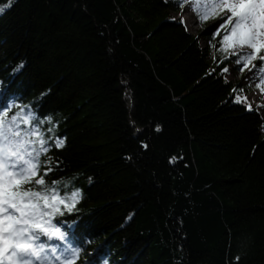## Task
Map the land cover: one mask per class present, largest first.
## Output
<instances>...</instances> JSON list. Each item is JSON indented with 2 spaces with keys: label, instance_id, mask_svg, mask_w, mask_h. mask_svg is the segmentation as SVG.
<instances>
[{
  "label": "trees",
  "instance_id": "16d2710c",
  "mask_svg": "<svg viewBox=\"0 0 264 264\" xmlns=\"http://www.w3.org/2000/svg\"><path fill=\"white\" fill-rule=\"evenodd\" d=\"M177 6L0 0V116L39 153L25 187L64 201L47 262L264 264V122L223 77V31L200 48Z\"/></svg>",
  "mask_w": 264,
  "mask_h": 264
},
{
  "label": "snow or ice",
  "instance_id": "6c2138e0",
  "mask_svg": "<svg viewBox=\"0 0 264 264\" xmlns=\"http://www.w3.org/2000/svg\"><path fill=\"white\" fill-rule=\"evenodd\" d=\"M211 7L214 10L227 9L231 13L215 33L217 36L221 35V31L224 33L221 51L226 53L230 48L247 46L252 50L250 53H234L238 56L237 63L247 67L254 59L264 61V55H260L264 53V0H221ZM215 14L214 11L205 13L201 20ZM16 119L13 117L8 121L6 114L0 116V264H34V260L43 264L46 258L42 254L46 248L39 243L41 234L49 239H63L61 230L51 224V216L60 214L56 205L64 201L55 194L49 198L25 187L29 184L43 185L44 180L36 178L39 153L34 156L35 149L29 150V142L20 137L15 126ZM8 124L12 127L5 126ZM39 143L43 149L45 141L39 139ZM62 143L57 140L55 146L61 147ZM78 195L74 193L72 198ZM41 200L44 201L43 206L39 203ZM49 207L51 212L44 210ZM67 210L71 211V206H67ZM50 250L55 252V249ZM77 254L73 251L71 257Z\"/></svg>",
  "mask_w": 264,
  "mask_h": 264
},
{
  "label": "rangeland",
  "instance_id": "374dc122",
  "mask_svg": "<svg viewBox=\"0 0 264 264\" xmlns=\"http://www.w3.org/2000/svg\"><path fill=\"white\" fill-rule=\"evenodd\" d=\"M178 6L177 11L171 12V16L174 19H179L183 24L186 31L195 36L198 40L200 48L207 46V40L201 36V33H206L212 38L217 29L228 16V12H224L219 15L218 18H212L214 15H209L206 20H200L195 17L196 13H200V16L205 13L215 12L216 9H212L211 5L214 3H220L221 0H174ZM191 5L187 7V5ZM186 17L188 22H186ZM190 20V21H189ZM183 21V22H182ZM204 21V22H202ZM231 25L229 26L230 29ZM252 50L247 46L230 48L228 54L232 56V61L225 68L228 71H222L223 77L227 82H230L236 86L235 99L242 103L248 109H254L259 113L264 122V69L258 68L254 64L253 60L245 67L242 63H237L238 56L234 53L247 54ZM60 263V261H54ZM34 264H41L39 261L34 260ZM43 264H56L53 262L43 261Z\"/></svg>",
  "mask_w": 264,
  "mask_h": 264
},
{
  "label": "bare ground",
  "instance_id": "6f19581e",
  "mask_svg": "<svg viewBox=\"0 0 264 264\" xmlns=\"http://www.w3.org/2000/svg\"><path fill=\"white\" fill-rule=\"evenodd\" d=\"M190 6H191V5H189V4L187 5V7H190ZM186 19H187V17H186ZM189 21H190V20H189ZM186 22L189 23V22H188V19L186 20Z\"/></svg>",
  "mask_w": 264,
  "mask_h": 264
}]
</instances>
